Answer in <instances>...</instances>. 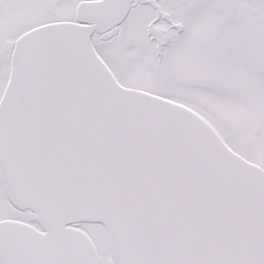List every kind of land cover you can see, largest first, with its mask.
Masks as SVG:
<instances>
[{
	"label": "snow or ice",
	"instance_id": "obj_1",
	"mask_svg": "<svg viewBox=\"0 0 264 264\" xmlns=\"http://www.w3.org/2000/svg\"><path fill=\"white\" fill-rule=\"evenodd\" d=\"M0 264H264V0H0Z\"/></svg>",
	"mask_w": 264,
	"mask_h": 264
}]
</instances>
